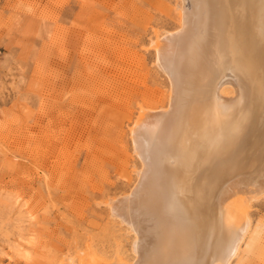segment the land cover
Instances as JSON below:
<instances>
[{"label": "rangeland", "instance_id": "rangeland-1", "mask_svg": "<svg viewBox=\"0 0 264 264\" xmlns=\"http://www.w3.org/2000/svg\"><path fill=\"white\" fill-rule=\"evenodd\" d=\"M180 1L0 0V264L134 261L108 203L136 185L140 107L168 105L151 43ZM249 211L233 264H264V198Z\"/></svg>", "mask_w": 264, "mask_h": 264}, {"label": "bare ground", "instance_id": "bare-ground-1", "mask_svg": "<svg viewBox=\"0 0 264 264\" xmlns=\"http://www.w3.org/2000/svg\"><path fill=\"white\" fill-rule=\"evenodd\" d=\"M178 11L179 28L151 43L168 105L140 107L136 185L108 203L136 257L65 264H233L252 246L249 210L264 198V0H181Z\"/></svg>", "mask_w": 264, "mask_h": 264}]
</instances>
